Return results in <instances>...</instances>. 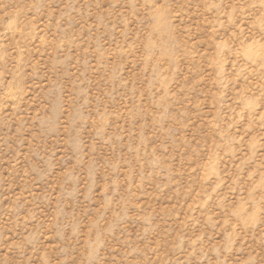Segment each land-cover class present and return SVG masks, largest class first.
<instances>
[{"label":"rangeland","instance_id":"1","mask_svg":"<svg viewBox=\"0 0 264 264\" xmlns=\"http://www.w3.org/2000/svg\"><path fill=\"white\" fill-rule=\"evenodd\" d=\"M0 264H264V0H0Z\"/></svg>","mask_w":264,"mask_h":264}]
</instances>
